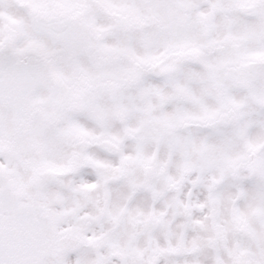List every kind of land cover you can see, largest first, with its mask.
I'll return each instance as SVG.
<instances>
[{"label":"snow or ice","instance_id":"obj_1","mask_svg":"<svg viewBox=\"0 0 264 264\" xmlns=\"http://www.w3.org/2000/svg\"><path fill=\"white\" fill-rule=\"evenodd\" d=\"M0 264H264V0H0Z\"/></svg>","mask_w":264,"mask_h":264}]
</instances>
